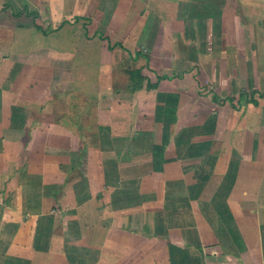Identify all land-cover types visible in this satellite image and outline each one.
Segmentation results:
<instances>
[{"label": "crops", "instance_id": "0c3cea01", "mask_svg": "<svg viewBox=\"0 0 264 264\" xmlns=\"http://www.w3.org/2000/svg\"><path fill=\"white\" fill-rule=\"evenodd\" d=\"M211 2L232 10L219 19L221 27L232 26L239 4L253 11L264 4L0 0V264H264V113L254 124L248 105H231L229 111L253 129L235 117L226 131L232 115L218 114L208 144L205 130L186 126L179 97L174 118L161 122L153 115L140 129L136 121L127 123L124 89L115 90L123 86L116 76L124 68H112L107 57L108 35L115 44L141 41L150 34L143 28L150 17L161 18V6L182 10L171 13L166 25L184 33L186 21L199 24L196 8L204 17ZM152 6L154 14H144ZM152 25L162 28L158 20ZM154 52L144 54L160 55ZM95 71L103 74L97 84H105L109 96L96 103ZM59 102L67 106L61 113L52 109ZM84 111L89 114L82 122ZM80 133L98 144H86L84 174L77 177L74 162L67 168L55 158L66 155L71 163L82 152ZM75 178L85 190L74 188ZM57 217L66 218L64 229ZM56 218L57 228L69 234L62 245L55 238Z\"/></svg>", "mask_w": 264, "mask_h": 264}, {"label": "rangeland", "instance_id": "374dc122", "mask_svg": "<svg viewBox=\"0 0 264 264\" xmlns=\"http://www.w3.org/2000/svg\"><path fill=\"white\" fill-rule=\"evenodd\" d=\"M177 1L180 4L182 2V0ZM17 2L23 4L24 0H17ZM259 5L262 6V10L253 11L254 9L245 6L241 7L239 4L236 13L237 18L234 21H231L232 26H229L228 22L224 27H221L219 22L222 20L221 17H223L224 13L227 12L228 15H231V8L226 6V12H224L222 9L220 10L219 6L213 7L215 6L213 2L208 3L204 11V17L206 20L201 21L204 20V17L203 14H200V10L197 7V13H194L196 14L195 17L200 18L199 24L191 25L186 21L184 33L182 32V27H170L166 25V18H168L171 13L180 14L182 10L175 11V9H168L161 6V8H163L161 11L162 16H159L158 13L157 15L161 18L165 17L163 19L164 24L160 22L159 19L161 18L155 16L152 18L151 16V24L148 25V21L147 25L143 28H147V31L151 30L152 32L150 31V34H145L143 32V39L141 41L135 42V40H126L124 44H122L124 48L121 47L123 48L121 49L120 46H116L113 38L108 35L110 41L107 44H109L108 50L110 51V54H107V57L112 61L111 66L114 68L119 64V66L123 67L125 71L123 75L116 76L117 80L120 77L119 83L121 82L123 86H119L118 88L115 87V90L118 91V89H124V98L125 103L127 104L125 111L129 117L127 123L134 126V121H136V125L141 129V127L150 122L153 115L155 117L154 119H158L161 122L166 121L167 118L169 119L170 117L174 118L177 113L176 101L180 97L185 102L186 126H188L189 130H205L204 133L207 135L206 139L209 141V144L213 131L215 130V125L218 123V114L227 116L232 115L231 119H226L227 122L223 124L226 131L231 129L232 124L230 120L235 122L233 120L235 117H237L236 124H241L243 119L240 116H237L238 114L229 110L233 107L236 108L235 106L240 104L238 102L239 93H242L245 97L243 100L241 99L243 103H241L238 108L243 105H248L250 107V114L251 110L252 114H254L251 122L259 124L256 115L261 112L264 113V96H259L257 92L254 91L264 90V4L260 2ZM179 7L182 8L181 6ZM151 8L146 9L144 14L149 13V16L153 15L155 11L153 10V6ZM186 12L187 11L185 10V13ZM190 18H193L192 14L190 15ZM157 20L161 23L160 26L162 27L159 30V26L155 27L157 26L156 24H154L155 26L152 25V23ZM51 25H54V22H52ZM81 31L82 29L79 27V32L81 33ZM232 32L233 37H231V35L228 36V34H231ZM158 34H163L165 37H161L162 35L158 36ZM154 38L157 42L154 43L155 47L153 48ZM158 38H160V40H157ZM162 39L163 42H161ZM106 42L107 41H104L101 47H104ZM141 45L143 47L142 49ZM138 46H140L139 49L137 48ZM112 49L116 50L118 54L114 56L113 52H111L114 51ZM137 49L143 53H151V51L154 50L156 51L154 52L155 54L160 53V55L151 56L145 53L148 59L143 58L144 56H138L135 59L134 53ZM138 66L142 68L141 74L143 75V79L140 81L141 87L135 88V83L138 81V77L134 71H131L138 69ZM112 68L111 70L113 72ZM156 68L159 69L160 74L166 72L167 75H172V77L170 79L165 78L167 80H164L161 85L159 84L163 79L158 82L156 87H149L147 86V82L153 84L157 80L158 73L155 72ZM95 72L94 82H96V87H92L95 92L92 99H94L96 103V101L98 102V100L100 101L103 98L107 99L109 96L106 95L105 84H97V81H103L101 80L104 78L103 74H101L100 71ZM212 95H215L217 100H214ZM227 95L232 97V104H234V106L231 102L224 99ZM250 95H253V97L257 99V103L254 104L251 101H248L249 103H247ZM72 96L73 94H70V97ZM109 100L110 99L105 103L106 106L108 105ZM112 102L115 104L117 101L112 100ZM62 103L59 102L56 107L52 106V109L59 113L63 112L67 106L65 107ZM78 107L74 108L72 111L75 112ZM84 113L85 111L83 112L81 121L83 119L86 120V116L89 114V112L85 113V116ZM191 114H193L194 117H191ZM46 117L48 118V116ZM70 118H72V116ZM200 118H205L201 127L197 125ZM248 121L246 122L243 120V123L248 126L247 130H252L253 126L248 123ZM82 124L86 125L87 122L84 121ZM162 125L163 124H159L158 128L163 130ZM80 134H82L80 136L81 139L77 140V145L79 142V148L82 147V152L73 157L71 163V159L66 155L65 157L55 158L61 162H67L65 164L67 165V168H69L70 165L72 166V163L74 162L72 169L80 172L77 177H81L84 174L83 161L85 160L86 155V144L91 147L97 146L96 142L98 144V138H94L91 141L90 137L86 138L83 133ZM225 134L227 139L228 132ZM226 139L224 140L226 141ZM31 140L32 138L28 139L26 146H29ZM104 144L108 146L107 138L104 141ZM215 148L217 147L215 146ZM37 157L38 155H33V158ZM70 178L71 176L64 182V184L69 182L68 180H70ZM72 182L74 188L85 190L86 187L84 186V183L80 181L78 182L77 178L73 179ZM60 189L61 192H69L67 190L68 188ZM63 212H66V208L63 209ZM57 218H61L60 222L63 220L61 222L63 226L61 227L64 229V219L66 218ZM57 218L55 229L59 225ZM63 237L69 239V234L67 230H60V227H58L55 230V238H57L58 243H62L61 238Z\"/></svg>", "mask_w": 264, "mask_h": 264}, {"label": "trees", "instance_id": "16d2710c", "mask_svg": "<svg viewBox=\"0 0 264 264\" xmlns=\"http://www.w3.org/2000/svg\"><path fill=\"white\" fill-rule=\"evenodd\" d=\"M117 45H119V46H121V47H123L122 46V44L121 43H116ZM124 48V47H123ZM134 56H135V59L138 57V56H144V58L145 59H148V57L143 53V52H141L140 50H137V51H135V53H134ZM135 72L136 73V76L138 77V81L135 83V88H140L141 87V85H140V81L143 79V75L141 74V68L139 67L138 69H134V70H132L131 72ZM172 77V75H167L166 73H164V74H161V75H158L157 76V80H156V82H154L153 84H149L148 82H147V86H149V87H151V86H157V84H158V82L161 80V79H165V78H171ZM134 80V79H133ZM254 92H257V94L259 95V96H264V90L263 91H259V90H256V91H254ZM244 94H242V93H239V100H238V102L239 103H243L242 101H241V99L243 100L244 99ZM212 98L214 99V100H217V97L215 96V95H212ZM224 99H226L227 101H229V102H231V104H232V97L229 95H227V96H225V98ZM247 101H251V102H253L254 104L255 103H257V99L256 98H254L253 97V95H250V97H249V99L247 100ZM233 106H234V104H232Z\"/></svg>", "mask_w": 264, "mask_h": 264}]
</instances>
